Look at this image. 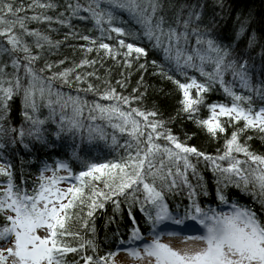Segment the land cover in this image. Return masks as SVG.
<instances>
[{
  "label": "snow or ice",
  "instance_id": "6c2138e0",
  "mask_svg": "<svg viewBox=\"0 0 264 264\" xmlns=\"http://www.w3.org/2000/svg\"><path fill=\"white\" fill-rule=\"evenodd\" d=\"M218 2L223 7L222 0ZM55 7L52 2L41 3L40 0H31L27 5V9L33 11L36 8L50 10ZM81 7L79 3L67 4V10L74 16L78 15ZM203 8L204 5L198 0L197 3L179 5L175 0H107L106 3L105 0H90L84 11L90 13L91 19L100 28L101 40L106 31L116 33L117 37L133 36L139 39V33L111 26L116 19L115 10L130 14L142 29L143 36L154 41L153 47L163 50L165 58L174 62L176 71L187 81L174 79L162 69L159 73L171 80L182 94L179 111L187 114L189 119H195L200 107L205 104L204 94L219 84L231 99V104L207 105L209 117L195 119V123L213 137L226 131L221 117H227L232 126L243 121V128L232 132L231 137L225 140L223 154L216 156L181 143L170 130L165 129V122L156 118L157 112L131 107V103L139 97L120 95L110 85L99 93L100 100L109 101L107 104L53 92L54 80L59 79L71 86L70 74L76 68L94 64L95 61L82 60L75 68L53 72L51 76L43 75L46 71H52L54 65L46 62L43 68L37 70L34 65L41 57L39 53H32L25 37L34 38L37 49H43L45 44L58 47L61 42L53 43L48 35L39 30H29L27 23H50L52 17L43 13L20 15L27 10L23 3L17 6L14 0H0V122L7 119L11 102L19 96L23 105L22 115L30 126L27 131L23 127L8 131L17 133L21 142L27 136L36 143L49 146L42 128L46 120L39 119L37 115L43 105L49 108L47 119L53 122L56 107L60 109L55 133L57 138L66 134L74 140L76 136L83 140L86 133L89 143H107L109 134L105 126L92 123L100 120L113 130L111 146L122 149L124 153L106 162H84V170L78 173H73L65 161H56L54 167L45 164L38 186L31 193L15 184L11 164H0V177L5 178L4 183L0 184V264H68L66 258L70 253H84L73 264H117L115 258L121 252L133 264H264V219L252 208L240 205L235 200L229 201L226 195L229 187H235L250 196L264 211V156L251 152L246 144L239 142L240 134L249 129L264 134V106L259 109L254 106L255 100L264 103V78L255 79V64H250L243 54L236 53L230 45L218 42L214 35L216 20L213 17L205 23ZM173 9L174 15L169 17L167 13ZM63 15L60 13V17ZM57 22L65 24L66 20L58 19ZM105 23L108 28L103 27ZM243 33L244 27L241 25L237 37ZM108 38L111 39V36ZM192 38L194 43L191 42ZM81 39L90 40L88 36ZM90 43L95 46L97 41L91 40ZM256 44L255 35L249 37L248 48ZM118 45L121 49H127L123 53L127 66H130L127 57L133 52L137 58L147 54L143 47L125 43L124 39H119ZM261 47L264 48V45ZM99 49L106 50L113 59L119 55L118 50L107 43L100 42ZM92 50V47L87 48L88 52ZM3 57L8 59L4 60ZM9 61L13 68L11 73L6 71ZM59 63L63 64L64 61ZM153 64L161 67L155 61ZM140 67L144 68V65ZM260 67L264 72V57ZM21 68L23 76L19 74ZM208 68L211 70H206ZM186 69L199 72L204 82H199L195 76H188ZM228 73L232 77L230 82L225 79ZM84 79L80 74L75 76L77 84ZM117 83L124 86L121 81ZM235 85L249 94H238L234 90ZM193 89L195 96L192 95ZM82 91L97 90L88 84ZM69 109L71 115L66 114ZM85 109L88 112L87 126L84 123ZM4 133L5 129L0 123V134ZM116 133L128 137L124 144L118 143ZM161 139L166 143L161 145L158 142ZM12 142L15 143V138ZM3 147L4 144L0 143V148ZM24 147L27 148L28 144H24ZM217 151L219 153L220 150ZM236 154H243L246 159L240 160ZM72 156L79 159L75 150ZM191 156L208 163L215 177L216 199L224 206L223 209L201 206L199 196L206 197L209 192L203 176L191 163ZM224 161H227L226 167L221 163ZM60 171L67 175H58ZM189 171L197 180L195 185L189 180ZM47 172L52 175H45ZM62 181L75 183L62 189L59 187ZM179 189H187L188 203L182 214L179 208L175 211L169 208L165 196ZM120 197H124L128 203L129 215L133 206H140L145 223L150 227V238L142 235L133 218L127 240H114L115 251L98 255L95 228H89V224L95 211L103 208L107 201H111L119 210ZM74 220L82 221L80 229L85 235L80 230H70L69 225ZM89 232L93 237L91 239L86 235ZM164 237H168L170 242H164ZM173 240L181 246H174ZM89 249L93 255L87 254Z\"/></svg>",
  "mask_w": 264,
  "mask_h": 264
},
{
  "label": "trees",
  "instance_id": "16d2710c",
  "mask_svg": "<svg viewBox=\"0 0 264 264\" xmlns=\"http://www.w3.org/2000/svg\"><path fill=\"white\" fill-rule=\"evenodd\" d=\"M14 2L17 6L23 3L27 9V5L31 3V0H14ZM40 2H52L56 7L50 10L36 8L33 11L27 9L26 12L20 15L32 16L33 14L43 13L51 16L52 21L50 23L44 21H29L27 27L29 30H39L42 34L48 35L53 43L56 41H60L61 43L58 47H49L45 44L43 49H37L33 43L34 38L25 37L26 42L31 46L32 53H39L41 57L35 63L34 67L39 70L44 67L46 62L53 64L52 71L43 73L45 76H51L53 72H61L65 69L75 68L82 60L95 61L94 64L76 68L70 74L71 86L64 84L59 79L54 80L53 92L59 91L65 97L80 96L89 102L95 100L107 104L109 101L100 100L99 93H102L110 85L120 95L139 97L138 100H134L131 103V107L157 112L158 116L156 118L163 120L165 122V129L170 130L171 134L177 137L181 143L195 147L199 151L212 156L223 154L225 140L231 137L233 131H236L238 128H243V121L232 126L227 117H221L220 119L224 123L226 131L225 133H218L216 137H213L206 129L195 123V119L202 120L209 117L210 112L207 105L213 103L231 104V99L226 96L219 84L214 85L209 92L204 94L205 104L200 107L195 119H189L187 114L179 111L181 107L179 101L182 94L171 80L166 79L159 73L162 69L168 75L173 76L174 79H178L181 82L187 81L176 71L174 62L165 58L163 50L153 47L154 41H149L143 36L142 29L135 23V20L127 11L115 10L116 19L111 26L123 27L126 31L139 33L140 38L136 39L133 36L117 37L116 33L106 31L101 40L99 39L101 37L100 28L91 19L90 13L84 11V8L90 3V0H40ZM69 2L73 4L79 3L82 6L78 15L74 16L67 10V4ZM106 2L107 0H105ZM175 2L179 5L180 3H197V0H175ZM198 2L204 5L203 19L205 23L213 17L215 18L216 27L214 35L218 42L223 45H230L236 53L243 54L249 60L250 64L254 63L255 79L264 78V72H261L260 67L262 57H264V48L261 47L264 45V0H222L223 7L220 6L218 0H198ZM174 12L175 9L168 11L167 15L172 17ZM60 13L64 14L63 17H60ZM58 19H64L66 23H58ZM241 25L244 27V33L238 38L237 32H239ZM103 27L108 28L109 26L105 23ZM253 35L257 39V44L252 48H248V39ZM82 36H88L90 40L85 41L81 39ZM109 36H111V39L108 38ZM119 39H124L125 43H133L135 46L143 47L147 54L140 55L137 58V54L133 52L127 57V60L130 62V66H127L125 64V56L123 55L127 49L119 48ZM91 40H96L97 44L95 46L92 45L90 43ZM100 42L107 43L112 48L118 50L119 55H117L116 59L109 56L106 50H97ZM191 42L194 43V38H192ZM89 47L93 48L91 52L87 51ZM20 55L22 56L23 54ZM2 59L7 60L8 58L3 57ZM60 61H64V63L60 64ZM153 61L161 67L154 66ZM140 65H144V68H141ZM206 70L210 71L211 69L208 68ZM6 71L9 73L13 71L10 61ZM186 71L188 76H195L199 82H204V78L196 70L186 69ZM88 73H94V75L88 76ZM19 74L23 76L22 68ZM76 74H80L85 78L79 84L75 82ZM225 79L230 82L232 80L231 74H226ZM117 81H121L124 86L122 87ZM24 83L26 84L27 81L25 80ZM88 84H92L97 91H82V89L88 87ZM134 89H136L135 92L133 91ZM234 90L238 94H249L243 92L238 85L234 86ZM192 95L195 96V89L192 90ZM254 106L259 109L264 106V103L255 100ZM22 112L23 105L21 98L17 96L10 104L7 119L0 122L5 129V133L0 134V143L4 144V147L0 148V164H11L15 184L26 188L29 193L32 192L34 187L38 186L40 172L45 164L54 167L56 161H65L69 163L73 173H78L84 170V162L101 163L124 155L122 149H114L111 146L110 137L113 130L107 127L104 121L97 120L92 123L105 126L109 134L107 143L104 141L89 143L86 133L83 140L80 136H76L74 140L72 136L66 134H62L57 138L55 133L58 130L57 124L59 122L60 109L56 107L55 122H53L52 119H47L50 115V110L43 105L40 107L37 115L39 119L46 120L42 128L45 137L49 141V146L36 143L27 136L21 142L17 133L9 132L8 129L19 130L23 127L27 131L30 125L24 120ZM66 114L71 115V110L69 109ZM87 116L88 112L85 109V126L89 123ZM116 134L118 143L121 145L128 139L127 136L121 137L119 133ZM13 138H15V143L12 142ZM158 142L161 145L166 143L163 139ZM239 142L246 144L251 152L264 156V134L249 129L240 134ZM24 144H28V147L25 148ZM74 150L78 153L79 159L73 158L72 153ZM217 150H220L219 153ZM236 155L240 160L246 159L243 154ZM190 160L196 166L197 172L203 176L204 183L209 192V195L206 197L199 196L201 206L223 209L224 206L220 205L216 199L215 177L208 163L202 158L198 159L195 156H191ZM221 163L223 166H227V161ZM45 175L50 176L52 173L47 172ZM58 175L66 176L67 173L60 171ZM188 177L193 185L197 183L191 171H189ZM4 181L5 178L0 177V184H3ZM71 183H75V181H62L59 187L66 189ZM226 195L229 201L235 200L240 205L252 208L257 212L258 216L264 219V211H261L259 205L254 203L250 196L242 193L239 189L229 187L226 190ZM165 196L169 208L173 211L179 208L182 214L185 205L188 203L187 189H179L176 192L166 193ZM120 200L121 205L119 210L115 209L111 201L105 202L103 208H98L95 211L89 224V228H95V241L98 245V255H104L108 251H115L116 246L113 243L114 240H127L130 235V229L133 226V218L136 220V226L141 229L142 235H149L150 227L145 223L144 213L140 210V206H133L131 208V215H129L128 203L125 202L124 197H120ZM86 211L87 209L85 208L84 212ZM0 223H2V217H0ZM81 223L82 221L74 220L69 225L70 230H80L81 234L85 235L83 230L80 229ZM86 235L89 239L93 238L91 232ZM73 244L75 246V242ZM83 254H68L66 258L68 264H73V261L79 260ZM87 254L93 255L90 249L87 251Z\"/></svg>",
  "mask_w": 264,
  "mask_h": 264
},
{
  "label": "rangeland",
  "instance_id": "374dc122",
  "mask_svg": "<svg viewBox=\"0 0 264 264\" xmlns=\"http://www.w3.org/2000/svg\"><path fill=\"white\" fill-rule=\"evenodd\" d=\"M165 242H170L169 238L165 239ZM171 242L174 244V246H181L178 241L173 240ZM115 259L117 264H133V262L123 252L120 253Z\"/></svg>",
  "mask_w": 264,
  "mask_h": 264
}]
</instances>
